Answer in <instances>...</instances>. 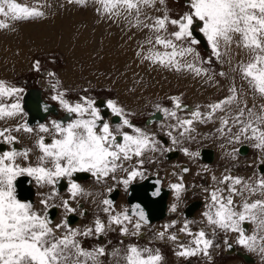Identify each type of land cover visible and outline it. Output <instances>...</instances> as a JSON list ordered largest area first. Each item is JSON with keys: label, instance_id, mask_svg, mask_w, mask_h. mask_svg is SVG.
Returning <instances> with one entry per match:
<instances>
[{"label": "snow or ice", "instance_id": "6c2138e0", "mask_svg": "<svg viewBox=\"0 0 264 264\" xmlns=\"http://www.w3.org/2000/svg\"><path fill=\"white\" fill-rule=\"evenodd\" d=\"M76 2L80 3L83 0ZM97 3L101 5V10L106 15L117 18L123 15L131 27L147 29L152 33L145 42L150 46L148 51L137 54L161 67L176 71L189 70L197 76L203 74L211 79L210 70L200 65H210L213 57L217 62L223 63L226 56L231 63L233 45L246 51L250 59L246 63L240 61L233 71L239 72L241 79L248 83L254 95L264 98V0H190L191 10L178 19L171 18L167 12L155 17L145 13L146 8H155L157 4L163 5L165 0H97ZM0 16L12 20L32 19L43 16V12L35 7L30 8L17 3L16 0H0ZM169 25L176 30L169 32ZM5 27L8 25L0 23V28ZM197 29L211 50L207 60L200 56L195 47L200 44V40L195 37ZM140 47L143 50L144 45ZM188 57H191V60H188ZM34 67L39 71V62ZM218 75L224 76L225 73L220 72ZM53 87L55 88V85ZM228 91L229 95L224 99L207 105L209 109L207 113L201 112L197 106L190 112V118H181L178 115L177 110L183 108L180 97L170 98L173 102L172 109L157 105V110L165 117L176 121L171 127L173 130H179L180 137L194 131V122H208L218 111L224 112L226 115L220 117L222 127L218 131L223 133L224 129L228 128L230 132L231 122L232 127H239L238 134L234 136L235 142L239 143L243 136L245 139L255 140L254 147L264 151V128L261 127L264 126V104L260 105L259 111L255 105L250 108L246 101H242V90L237 89L234 83ZM23 92V88L9 86L0 81V101L15 98L12 103H0V120L23 113L21 103ZM64 96L65 93L57 92L52 99L76 118L67 123L54 120L51 128L43 124L39 126V132H51L53 139L51 143H46L43 136L39 137L36 146L41 155L35 166L21 167L16 163L17 157L28 159L30 151L28 149L22 152L13 149L0 154V264H101L99 258L106 255L105 248L87 250L82 246L79 237L92 235L99 237L109 230H114L113 225L119 227L122 236H138L142 224L148 223L147 215L139 204L135 205L130 215L127 209L116 212L113 201L105 198L100 203L103 206L102 211L108 217L107 222L97 216L93 226L85 227L83 230L72 228L67 219L53 226L48 211L57 206L50 201L59 195L56 185L60 180L64 178L68 180L70 199L63 200L62 207L66 214H72L77 209L72 207L71 201L77 197L91 195L73 180L76 173H90L97 183H102L110 176L115 179V173L123 170L127 175L119 182L127 188L136 178H145L142 171L144 164L142 157L145 152H156L162 147L154 134L132 124L128 118L131 113L125 112L115 101L107 102V107L121 121L113 130V126L96 107L95 101L81 97V102L72 104L64 99ZM234 105L235 111H230ZM125 128L131 131H124ZM21 130L33 132V129L24 123L16 129L0 130V137L9 144L16 143V137L12 136L11 132ZM168 135L174 145L181 143L171 131ZM182 150L189 156L198 155L189 152L187 148ZM163 151L169 152L173 149L164 147ZM133 157L137 158L136 165L130 170L126 169L124 162L131 161ZM183 171L187 172L188 169ZM22 175L32 177L41 187L52 186V192L40 201L43 212L36 210L33 204L17 198L15 182ZM215 179L213 177V180ZM220 184H228V194L224 195V189L219 187L210 193L208 211L203 213L208 225L224 231L237 232L238 244L250 251L264 254V235L261 234L264 233V199L251 202L243 199L239 205L240 211L236 210L237 206L234 204V197H243L245 191L249 196L259 194L264 197V175L255 184L245 182L240 177L226 175ZM170 187L179 201L182 192L185 191L183 178ZM108 191L111 192L112 189L109 188ZM151 195L158 196L159 189L157 188ZM176 207V204H173L171 210L175 212ZM133 216L137 217L135 222ZM245 222L257 226L252 235H247L242 227ZM191 223L193 222L185 221L180 231L191 236L192 240L189 245L179 244L176 255L188 258L202 254L210 258L209 250L214 247L213 240L207 238L208 234L204 230L193 233L189 227ZM129 224L133 226L131 232ZM174 225L175 222L172 225H165V231ZM60 229H64L62 234ZM157 235L163 239L165 232H159ZM168 239L175 242L178 237L173 234ZM227 243L225 241V244ZM112 255L123 260L124 264H163V257L158 249L154 251L134 244L128 245L123 254L117 249Z\"/></svg>", "mask_w": 264, "mask_h": 264}, {"label": "rangeland", "instance_id": "374dc122", "mask_svg": "<svg viewBox=\"0 0 264 264\" xmlns=\"http://www.w3.org/2000/svg\"><path fill=\"white\" fill-rule=\"evenodd\" d=\"M16 2L30 8H37V10L43 12V16L21 20H12L0 16V23L8 25V27L0 28V81L17 88L26 89V86L22 85L24 83L27 88L33 86L41 88L44 97L55 104L61 112L66 111L57 101L52 99L57 92L65 93L64 99L72 104L81 102V97L95 101L96 107H98L97 102L99 100H103L105 103L109 100L115 101L125 112L131 113L128 118L134 121V125L136 123L137 127L154 134L162 146L156 152H145L142 157L144 160L142 171L145 178L151 174L159 178H165L164 184L166 186L179 183L181 177L183 178L185 191L182 192L179 201L176 199L175 192L171 189L169 207L172 209L173 204H176L177 207L169 218L151 225L142 224L138 236H122L119 227L113 225L114 230H109L99 237L96 235L79 237L82 246L87 250L104 247L106 255L99 258L101 264H124L123 260L114 257L112 253L119 249L123 254L130 244L141 248L148 247L154 251L158 249L163 257V264H235L236 261L243 263L244 260L233 255L222 256V253L231 255L238 252L248 254L251 257L252 260L250 262L245 260V264H255L260 260L261 256H259L258 251H255V255L252 256L253 251H249L237 243L239 237L237 232L231 231V234H226L224 230L208 225L203 215L204 212L208 211L212 191L219 187L224 189V195L228 194V184H220L223 177L228 175L227 169L235 172L234 177H240L245 182H251V184H255L259 179L258 174L264 173V170L259 169L260 165L264 166V153L263 160H261L260 154L262 151L254 147L256 141L241 136L240 142H235L234 136L238 134L239 127H232L231 122L229 124L230 132L228 128H225L223 133L218 131L222 127L220 117L226 115V113L219 111L211 121L194 122V131L187 133L184 137H180L179 130H173L171 127V125L176 124V121L165 117L163 113L164 118L162 121L155 122L150 126L146 124L150 116L158 111L157 105L161 108H173L171 97H180L182 105L189 106L193 110L199 106L201 112L207 113L209 111L207 105L228 96V90L233 83L237 89L242 90V101H246L250 108L253 105L259 108L260 105L264 104V98L254 95L248 83L241 79L239 72L233 71V68L240 61L248 62L250 59L249 54L233 45L231 63L228 62L229 57L226 56L223 63L217 62L213 57V62L210 65H200L210 70L209 76H211V79H209L208 76L203 74L197 76L189 70L176 71L144 60L142 55L137 53L148 51L150 46L145 42L152 33H149L147 29L142 30L131 27L128 21L123 18V15L119 18L106 15L101 10V5L97 3V0H83L80 3L76 0L71 3L69 0H16ZM189 3L190 0H165L163 5L157 4L155 8H146L144 11L152 17L161 16L164 12H167L171 18L178 19L191 10ZM175 30L173 26H168L169 32ZM196 31L199 32L198 29ZM237 39L239 38L237 37ZM205 44L204 47L200 42L195 47L200 56L207 60L211 55V50L207 45V41ZM141 45H144L143 50L140 47ZM158 50L163 51V49ZM188 60H191V57H188ZM37 62H39V71L34 67ZM220 72H224L225 75H218ZM48 73L54 75L49 76ZM26 82H29V84ZM14 100L15 98L2 100L0 103H12ZM230 111H235V105ZM190 112L179 110L178 115L181 118H190ZM75 118L73 114L72 119ZM9 120H0V130L5 128L16 129L24 124L21 119L18 126L11 127L9 125L12 121ZM49 120L45 124L48 127L54 121L53 118ZM2 125L6 126L3 127ZM261 127L264 128V126ZM114 129L115 126H113ZM33 130H36L34 133H39V136L47 135V133L39 132V127ZM21 131L25 133L23 130ZM124 131L130 132L131 130L125 128ZM170 131L181 143L176 145L172 143V139L168 135ZM22 132L17 135L18 131H12L11 135L14 137L21 136ZM51 134L50 132L48 136L53 138ZM164 137L169 140L168 146H164L166 144L162 139ZM1 140L3 141L2 137H0ZM21 140L23 139L21 138ZM45 142L49 143L46 139ZM243 146L253 148L251 155L256 150L259 151L254 156L241 157L238 154V148L240 149ZM35 147L34 145L23 146L22 149L12 147L8 151L13 149L18 152L25 149L30 150L27 160L23 157H17L16 160L18 165L26 167L38 162V150ZM164 147L171 148L173 151L177 150L178 155L181 154L180 157L178 159L171 157L172 159L176 158L173 162L166 160ZM204 147L213 148L216 156L215 162L208 166L201 163L197 159V155L189 156L182 150L187 148L189 152L198 153ZM248 153L241 155L246 156ZM258 157L259 159H257ZM257 162L258 166H256ZM136 163L137 158L133 157L131 161L124 162V167L130 170ZM35 165L33 164V166ZM184 169H188V171L185 172ZM126 175L125 171L118 170L115 173V179L110 176L106 182L98 183V189L95 188L91 192L89 191V185L93 184L95 186L97 184L95 177L91 175L89 180L77 182L91 195L77 197L76 200L71 201L72 207L77 209L75 214L81 215V221L70 226L83 230L85 227L93 226L97 216L107 222L108 217L102 211L103 206L100 203L102 199L106 198L103 193L109 192V188L114 189V186L117 185L121 187L122 191H125L126 187L119 181L126 178ZM213 177L216 179L213 180ZM138 180L143 179L138 177L132 183ZM38 187L39 195H37L33 206L36 210L43 212L40 201L52 192V186L44 185L41 187L38 185ZM59 193L61 194L50 201V203L57 205L58 210V215L52 220L53 226L64 220L66 213L62 207V201L70 199L68 189ZM125 194L119 196L117 202H113L116 212L127 209L126 200L124 199ZM244 195L250 201L251 197L248 192L245 191ZM236 197L238 196L234 198ZM197 200L205 202V209H202L193 218L182 216L186 206ZM242 200L239 198V200L234 201L237 211L241 209L238 205L242 203ZM94 204V207L91 206ZM52 211H56V209ZM82 212H87V215H82ZM135 221L136 218H133V222ZM185 221L193 222L189 225L193 233L201 230L208 232L207 238L213 240L214 243V247L209 250L210 258L204 257L202 254L188 258L176 255L179 244L189 245L192 240L191 236L180 231ZM173 222H175L174 227H170L165 231V225H172ZM247 225H242V227L245 232L248 231V235H252L250 232L253 231L255 225H252L251 222H247ZM128 227L131 232L133 230L132 224H129ZM63 231L64 229H60L61 234ZM159 232H165L163 239L157 235ZM173 234L178 237L175 242L168 239ZM261 234L264 235V233ZM225 241L230 243L234 250L228 248L226 246L228 243L225 244ZM218 258H221V260H217Z\"/></svg>", "mask_w": 264, "mask_h": 264}, {"label": "flooded vegetation", "instance_id": "af4514ba", "mask_svg": "<svg viewBox=\"0 0 264 264\" xmlns=\"http://www.w3.org/2000/svg\"><path fill=\"white\" fill-rule=\"evenodd\" d=\"M24 83V82H23ZM27 84H29V82H26ZM30 84H32V83H30ZM23 86H26L25 88L26 89H24V92H23V94L21 95L22 97H23V99H24V97H25V95H26V93L30 90V89H32V90H39V91H41V96H42V98H43V101L45 102V103H47V104H49V105H53V106H55V108H56V112L55 113H53V112H49L46 116H45V118L43 119L44 121L43 122H41V123H39V124H29V118H30V116H29V113L28 112H26L25 110L23 111V115L24 116H22L21 114H19V115H17V116H15V117H13V118H20L21 117V119L23 120V122L24 123H27V125L28 126H30L32 129H37L41 124H43V125H45L47 122H49L50 120L49 119H52L53 118V120H55V121H58V122H63V123H67L68 121H70V119H72V117H73V115H69L67 112H61V110H59V108L55 105V104H53L52 102H49L45 97H44V92L42 91V89L41 88H38V87H28L27 88V85L24 83V84H22ZM23 99H22V101H21V103H22V106H23ZM101 102L104 104V106L105 107H107V103H105V102H103V100H101ZM98 107H99V109H100V112H101V115L105 118V120L106 121H108L109 123H110V125H112V126H116V125H118V124H120L121 123V121H120V119L116 116V115H114L111 111H110V109L107 107V109H108V114L107 115H103L102 114V109H101V107L98 105ZM24 109V108H23ZM258 109L259 108H257L256 107V110L258 111ZM155 113V112H154ZM161 113V115H162V119L160 120V121H162L163 120V118H164V115L162 114V112H160ZM18 116H20V117H18ZM20 119V120H21ZM131 122H132V124H134V121L133 120H130ZM158 122V121H157ZM155 123V122H154ZM154 123H152V124H154ZM152 124H150V125H152ZM150 125H148V126H150ZM14 125H12L11 127H13ZM135 126H136V123H135ZM49 128H51V126H49ZM36 131V130H35ZM34 130H33V132L32 133H27V132H25V133H27V135L29 136V140H28V142L26 143L25 141H23V143H21V142H19V141H17L16 143H12V144H9V143H7V142H5L4 140L2 141H0V144H2L3 146H4V149L3 150H1L0 151V153H3V152H6V151H8V149L9 148H12V147H14V148H16V149H22L23 148V146H29V145H34V146H36V142H37V140L39 139V133H34L35 132ZM48 134L49 133H47V135L46 136H43L46 140H48V142L50 143L51 142V139H53L52 137H50V136H48ZM51 135H53V133L51 134ZM39 136V137H38ZM164 141H166V144L164 145V146H168L169 145V140L166 138V137H164V138H162ZM161 139V140H162ZM33 147V146H32ZM247 147V150H246V152H244V153H241V149H239L238 148V154L241 156V157H246V156H242L241 154H246L247 152H250V147H248V146H246ZM205 149H211L212 151H213V160L212 161H214V160H216V156H215V152H214V149L213 148H209V147H204ZM242 148V147H241ZM35 149H37L38 150V153H37V156L39 157L40 155H41V153H40V151H39V149L37 148V146L35 147ZM201 149H203V148H201ZM201 149L199 150V152H198V155H197V159L201 162V163H203V164H205V163H211V162H206V161H203V160H201L200 158H199V154H200V151H201ZM249 150V151H248ZM176 152H174V151H169V152H166V154L164 155V157H166L167 156V154L168 153H170V152H173V154L174 153H177L178 151L177 150H175ZM172 154V155H173ZM170 156V158L169 159H167V157L165 158L166 160H170V161H172L173 162V160H175L176 158L178 159L179 157H180V153H179V155H178V153H177V155L176 156ZM250 156H251V153L249 154ZM249 155H247V156H249ZM171 157H176V158H174V159H172ZM172 159V160H171ZM38 161V160H37ZM206 166H208L207 164H205ZM256 166H258V162L256 163ZM260 166H262L263 168H264V166L263 165H260ZM259 166V167H260ZM258 168V167H257ZM260 169V168H259ZM261 170V169H260ZM227 173H228V175H231V176H235L236 174H235V172L233 171V170H231V169H227ZM80 174L81 173H76L74 176L76 177V176H78L77 177V179H80ZM89 174V173H88ZM225 174H226V172H225ZM73 176V177H74ZM149 176H156V175H154V174H151V175H149ZM20 177H28L29 179H30V184H31V198H30V200L32 201V204L35 202V199L37 198V195H39L38 194V189H37V187H38V184H36V181H35V179H33L32 177H29V176H27V175H22V176H20ZM20 177H18L17 178V180H16V182H15V184H16V195H18V196H20L21 198H23V199H21V198H19L18 196H17V198L19 199V200H21L22 202H29V201H27V200H25L24 198H25V196H24V194L25 195H27L28 194V192H27V190H29V189H27L26 187H25V185H27V183L26 182H24V181H27V179H24V178H22V179H20ZM157 178H159L158 176H156ZM91 178V175L89 174V178H87V179H81V180H75L74 178H73V180H75L76 182H83L82 180H89ZM159 179H162V187L163 188H166V189H170L169 190V192H168V196H167V199H166V205L168 206V207H166V210H165V216H164V218H162V219H160V220H156V221H153L152 223H147L146 225H151V224H154L155 222H161V221H163L164 219H167V218H169L172 214H173V212L171 211V209H170V207H169V199H170V193H171V187L169 186V185H165L164 183H165V178H159ZM137 182H141V180H138ZM137 182H133V183H137ZM133 183H131V184H133ZM251 183V182H250ZM98 183L94 186L93 184L91 185H89V191L91 192L92 190H94L95 188L96 189H98ZM97 186V187H96ZM129 186L130 185H128L127 186V188L125 189V191H122V189H121V187H119L118 185L117 186H114V189L112 188V191L111 192H105V193H103V196H105L106 198H108V199H114V202L116 201L117 202V200H118V198H119V196L121 197V195L123 194L124 195V193H126L125 194V196H124V199L126 200V204H127V210L129 209V203H128V199H127V193H128V189H129ZM68 187H69V185H68V180H67V178H64V179H62V180H60V182L56 185V191L59 193V192H64L65 190H67L68 189ZM39 188V187H38ZM27 193V194H26ZM95 193V192H94ZM59 194H61V193H59ZM93 196H95L94 194H92ZM118 197V198H117ZM29 200V199H28ZM235 200H239V198H234V201ZM253 200H256L255 198H250V201H253ZM81 201V200H80ZM85 198H84V203H85ZM198 201V200H197ZM206 204H205V202L203 203L202 201H200V205L197 207V209H195L194 210V212H193V214L192 215H190L189 217H191V218H193L195 215H197L198 214V212H200L202 209H205L204 208V206H205ZM91 206H95V204L94 205H91ZM93 207H91V208H93ZM238 207H239V205H238ZM237 208V207H236ZM54 209H56V211H52V210H54ZM241 210V209H240ZM184 211V210H183ZM50 213H49V218L51 219V220H53L58 214V210H57V208L56 207H54V208H51V210L49 211ZM81 213V212H80ZM83 214L82 215H87V212L85 213V212H82ZM183 213L184 212H182V216H183ZM70 216H73V217H75V218H77L76 220H75V222L74 223H72V224H69V225H75V224H77L79 221H81L80 219V217H81V215H77V214H75V213H72V214H66L65 215V217H64V220L65 219H67V221H69V219H70ZM184 217H186V216H184ZM133 218H136L137 219V217H135V216H133ZM190 218V219H191ZM243 226H248L247 225V222H245L244 224H243ZM208 233V232H207ZM228 248H230V249H232V250H234V247H232V245L230 244V243H228L227 245H226ZM231 250V251H232ZM234 256V257H237V258H240V259H242V260H244V262H245V259L241 256V255H239L238 253H233V254H225V253H222V256L223 257H226V256ZM217 260H221V258H218ZM250 262V261H249Z\"/></svg>", "mask_w": 264, "mask_h": 264}, {"label": "water", "instance_id": "95a60500", "mask_svg": "<svg viewBox=\"0 0 264 264\" xmlns=\"http://www.w3.org/2000/svg\"><path fill=\"white\" fill-rule=\"evenodd\" d=\"M195 37H197L205 47V40L198 31L195 32ZM97 104L101 107L102 114L107 115L108 109L104 106L101 100H99ZM24 108L27 109L29 116L31 115V117L29 118V124L41 122L49 112L56 111L55 106H51L43 101L41 93L32 89H30L24 97ZM161 118V113L159 111H156L150 116L149 121L151 122ZM3 149L4 146L0 144V151ZM240 149L241 153H244L246 152L247 147L243 146ZM172 154L173 152H170L167 154L166 157L169 158ZM199 158L203 161L211 162L213 160V151L211 149L203 148L200 151ZM157 181H159V183H157ZM29 185H25L27 189H30L27 190V195L24 194V199L27 201L31 198V186L29 188ZM157 188L159 189V195L154 197L153 195H151V193H153ZM168 192V189L162 187V179H159L156 176H148L141 180V182L131 184L127 193V199L129 203V214L131 215L135 205L139 204L147 215L148 223L164 218L165 210L167 207L166 199L168 196ZM18 197L21 198L20 196ZM199 205L200 201L191 202L186 206L183 215L189 217L193 214L194 210L197 209ZM238 254L241 255L246 261L252 260L248 254H242L240 252H238Z\"/></svg>", "mask_w": 264, "mask_h": 264}, {"label": "crops", "instance_id": "0c3cea01", "mask_svg": "<svg viewBox=\"0 0 264 264\" xmlns=\"http://www.w3.org/2000/svg\"><path fill=\"white\" fill-rule=\"evenodd\" d=\"M31 7H33V5H31ZM18 117H20V116H18ZM20 119H21V117L20 118H10V120L12 121V123L9 125V126H12V125H14V126H18L20 123ZM9 120V121H10ZM3 127H5L6 125H2ZM22 131H18V133H17V135L19 134V133H21ZM16 135V136H17ZM18 137H20V138H18ZM21 138L23 139V140H21ZM28 140H29V136L27 135V133H23L22 132V134H21V136H17L16 137V141H19V142H21V143H23V141H25L26 143L28 142ZM251 151H253V148H251L250 147V152L247 154V155H249L250 153H251ZM259 151V150H258ZM257 150L255 151V153L256 152H258ZM255 153L254 154H252L251 156H254L255 155ZM261 153V152H260ZM263 153H264V151H262V153L260 154V156H261V160H263L262 159V157H263ZM247 155H246V157H247ZM249 157V156H248ZM257 159H259V157L257 158ZM212 162H215V160L214 161H212ZM211 162V163H212ZM211 163H207V165H209V164H211ZM33 164H37V163H33ZM33 164H32V166H33ZM206 164V163H205ZM244 165H245V163H244ZM243 167H245V166H243ZM262 175H264V173H262V174H258V178H260ZM250 197H252V198H260V199H264V197H262V196H260L259 194H257V195H254V196H250ZM237 198H240V199H246V195H243V198L241 197V196H238ZM172 211V210H171ZM173 212V211H172ZM252 225H255V224H253V223H251ZM257 230V226L255 225V228L253 229V231H251L250 233L251 234H253L255 231ZM225 233L226 234H231V231H225ZM246 234L248 235L249 233H248V231H246ZM234 235H236L235 233H234ZM224 240V239H223ZM259 242V241H258ZM247 251V250H246ZM250 251V250H249ZM248 251V252H249ZM259 252V251H258ZM250 253V252H249ZM252 256H254L255 255V251H253L252 253ZM259 256H261V259L260 260H258L257 262H258V264H264V254H261L260 252H259ZM242 261V260H241ZM243 263H240L239 261H236V262H234L235 264H245V262L244 261H242ZM256 262V263H257ZM229 263H232V262H229ZM255 263V264H256Z\"/></svg>", "mask_w": 264, "mask_h": 264}, {"label": "bare ground", "instance_id": "6f19581e", "mask_svg": "<svg viewBox=\"0 0 264 264\" xmlns=\"http://www.w3.org/2000/svg\"><path fill=\"white\" fill-rule=\"evenodd\" d=\"M200 33V32H199ZM201 34V33H200ZM202 36V35H201ZM203 37V36H202ZM204 39V38H203ZM205 40V39H204ZM206 42V41H205ZM37 92H39V93H41V91H39V90H36ZM183 106V108H182V110H180V111H183V110H186V111H192L193 109L191 108V107H189V106H185V105H182ZM23 108H24V99H23ZM24 110L26 111V112H28L27 111V109L26 108H24ZM179 111V110H178ZM56 112V111H55ZM55 112H53V113H55ZM160 112V111H159ZM162 116V115H161ZM30 117H31V115H30ZM162 119V118H161ZM161 119H158V120H154V121H147L146 122V124H147V126L148 125H150V124H152V123H154V122H157V121H160ZM44 121V120H43ZM43 121H41V122H43ZM41 122H38V123H35V124H39V123H41ZM34 124V125H35ZM164 143H166V141H164ZM246 147V146H245ZM177 154H173L172 156H176ZM260 169H261V171H263L264 170V168L262 167V166H260L259 167ZM80 179H77V177L78 176H74L73 178L75 179V180H81V179H87V178H89V174L88 173H81L80 174ZM22 178H24V179H27V181H24V182H26L27 183V185L26 186H28L29 185V183H30V179L28 178V177H20V179H22ZM79 178V177H78ZM29 181V182H28ZM30 186H31V184L29 185V188H30ZM97 187V186H96ZM32 189V188H31ZM30 190V189H29ZM170 190V189H169ZM118 198V197H117ZM119 199V198H118ZM112 200V199H111ZM29 201V203H31L32 204V201L29 199L28 200ZM113 202H114V199L112 200ZM118 201V200H117ZM125 201V200H124ZM71 217H73V216H70V219H69V221H68V223L69 224H72V223H74L75 222V220L77 219V218H75V217H73V218H71ZM136 217V216H135ZM152 223V222H151ZM232 258V257H231Z\"/></svg>", "mask_w": 264, "mask_h": 264}]
</instances>
